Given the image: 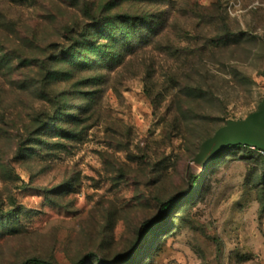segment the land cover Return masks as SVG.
<instances>
[{"label":"rangeland","instance_id":"1","mask_svg":"<svg viewBox=\"0 0 264 264\" xmlns=\"http://www.w3.org/2000/svg\"><path fill=\"white\" fill-rule=\"evenodd\" d=\"M263 100L264 0H0V264H264V157L194 162Z\"/></svg>","mask_w":264,"mask_h":264},{"label":"trees","instance_id":"2","mask_svg":"<svg viewBox=\"0 0 264 264\" xmlns=\"http://www.w3.org/2000/svg\"><path fill=\"white\" fill-rule=\"evenodd\" d=\"M116 18H121V19L114 20L112 17H104L101 19H97V23H96L97 31L90 33V35H87V34H89V32L92 30V27L85 28L82 31L79 38L75 40L76 44L71 47L72 49L71 53L77 54L78 52L83 51V50H87L88 52H90L93 50H99L101 47H108L109 45H117L119 49L120 46L125 42L123 38L127 34L128 28L130 26H133V27L137 26L140 23L141 19L138 16H135L130 12H127L124 15H119ZM121 22H123V25H118V24H121ZM104 38H106L107 40L106 44H103V45L98 44V42H100V40ZM230 147H241V148L250 149V147H247V146H229V147H226L225 149L230 148ZM254 150L259 155L264 157V154H261L258 149H254ZM186 195H187L188 200L193 199V195L190 191H188ZM172 202L173 201H168L164 203L163 211L168 212ZM162 220L163 219L159 217L158 219H155L152 222L146 224L144 226L145 232L151 233L154 236H156L158 234V228L164 225V221ZM92 256H93L92 254L87 255L74 264H88ZM125 259H126L127 264L137 263L134 253H131L128 256H126ZM24 264H54V263L51 261L42 260V259H31V260L26 261ZM102 264H106V263L102 262ZM113 264H116V263H113Z\"/></svg>","mask_w":264,"mask_h":264},{"label":"water","instance_id":"3","mask_svg":"<svg viewBox=\"0 0 264 264\" xmlns=\"http://www.w3.org/2000/svg\"><path fill=\"white\" fill-rule=\"evenodd\" d=\"M229 146H247L264 151V100L258 110L242 121H228L213 137L206 140L194 162L205 168L212 157Z\"/></svg>","mask_w":264,"mask_h":264},{"label":"built area","instance_id":"4","mask_svg":"<svg viewBox=\"0 0 264 264\" xmlns=\"http://www.w3.org/2000/svg\"><path fill=\"white\" fill-rule=\"evenodd\" d=\"M259 152H260L261 154H264V151H262V150H259Z\"/></svg>","mask_w":264,"mask_h":264}]
</instances>
